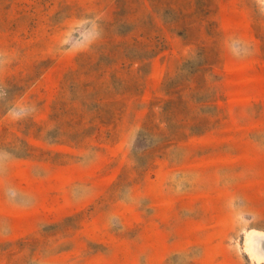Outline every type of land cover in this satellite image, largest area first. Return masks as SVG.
Returning a JSON list of instances; mask_svg holds the SVG:
<instances>
[{"label": "rangeland", "instance_id": "1", "mask_svg": "<svg viewBox=\"0 0 264 264\" xmlns=\"http://www.w3.org/2000/svg\"><path fill=\"white\" fill-rule=\"evenodd\" d=\"M264 0H0V264H264Z\"/></svg>", "mask_w": 264, "mask_h": 264}, {"label": "bare ground", "instance_id": "2", "mask_svg": "<svg viewBox=\"0 0 264 264\" xmlns=\"http://www.w3.org/2000/svg\"><path fill=\"white\" fill-rule=\"evenodd\" d=\"M254 249L257 253L264 256V238H257V241L255 240Z\"/></svg>", "mask_w": 264, "mask_h": 264}]
</instances>
